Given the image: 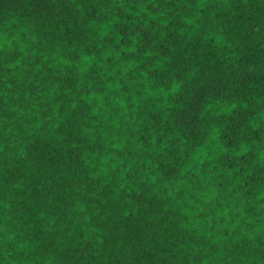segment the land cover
Listing matches in <instances>:
<instances>
[{
  "label": "trees",
  "instance_id": "trees-1",
  "mask_svg": "<svg viewBox=\"0 0 264 264\" xmlns=\"http://www.w3.org/2000/svg\"><path fill=\"white\" fill-rule=\"evenodd\" d=\"M0 264H264V0H0Z\"/></svg>",
  "mask_w": 264,
  "mask_h": 264
}]
</instances>
